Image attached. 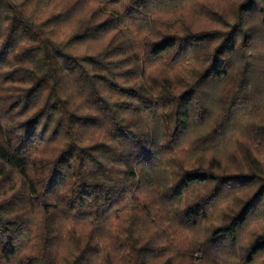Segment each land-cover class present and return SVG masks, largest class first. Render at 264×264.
<instances>
[{
    "label": "trees",
    "instance_id": "16d2710c",
    "mask_svg": "<svg viewBox=\"0 0 264 264\" xmlns=\"http://www.w3.org/2000/svg\"><path fill=\"white\" fill-rule=\"evenodd\" d=\"M0 0V264H264V0Z\"/></svg>",
    "mask_w": 264,
    "mask_h": 264
},
{
    "label": "rangeland",
    "instance_id": "374dc122",
    "mask_svg": "<svg viewBox=\"0 0 264 264\" xmlns=\"http://www.w3.org/2000/svg\"><path fill=\"white\" fill-rule=\"evenodd\" d=\"M214 2L218 3V5H220V7L224 11H227L228 10V2H227V0H214Z\"/></svg>",
    "mask_w": 264,
    "mask_h": 264
}]
</instances>
